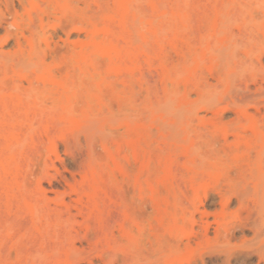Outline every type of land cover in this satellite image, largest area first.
I'll use <instances>...</instances> for the list:
<instances>
[{"label": "rangeland", "instance_id": "obj_1", "mask_svg": "<svg viewBox=\"0 0 264 264\" xmlns=\"http://www.w3.org/2000/svg\"><path fill=\"white\" fill-rule=\"evenodd\" d=\"M0 264H264V0H0Z\"/></svg>", "mask_w": 264, "mask_h": 264}]
</instances>
